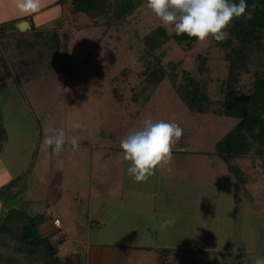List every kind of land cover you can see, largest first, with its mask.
Listing matches in <instances>:
<instances>
[{
  "label": "rangeland",
  "instance_id": "1",
  "mask_svg": "<svg viewBox=\"0 0 264 264\" xmlns=\"http://www.w3.org/2000/svg\"><path fill=\"white\" fill-rule=\"evenodd\" d=\"M54 1L45 17L40 16L41 30L69 35L71 76L66 71L26 81L8 79L5 64L9 67L12 43L27 39L24 34L30 29L8 25L0 29V120L7 131L0 150V214L10 203L22 207L25 215L39 213L53 242L58 240V230L51 224L56 215L69 230V239L57 243L58 254L80 256L86 246L80 244L78 252L74 241L89 228L86 239L95 241L94 226H89L95 214L103 222L115 216L112 208L118 201L131 202L134 208L141 197L147 211L112 217L108 227L121 232L124 226L133 229L131 220H138L142 245L149 241L157 260L164 248L173 250L176 264H237L239 260L253 264L257 256H264V159L253 151L261 147L229 161L246 177L236 200L234 174L214 152L216 141L238 121L217 112L228 72L224 50L211 38L197 40L191 48L169 38L153 55L146 52L142 37L163 24L145 1L123 18L95 23L83 13L75 15L71 4L61 12L60 3ZM163 26L168 33L173 31ZM154 56L167 68L175 65L177 82L184 70L202 82L213 110L189 109L168 77L148 88L145 65L147 59L154 62ZM200 60L208 70H197ZM257 64L250 63L248 71L241 73L237 91L250 90ZM146 119L175 122L183 129L172 145L170 161L145 179L148 188L155 186L154 196L124 191L139 190L143 184L127 174L120 141ZM53 129L64 131L62 151L43 146L44 138L55 134ZM72 137L78 141L76 147L68 142ZM158 168L165 174H154ZM46 169L48 174L42 176ZM174 171L179 172L174 175ZM71 206H77L80 213L70 211ZM46 208L52 212L46 213ZM152 209L164 213L160 221L146 217ZM204 250L211 256L217 252L223 260H211ZM222 252L234 254L228 257ZM242 253L245 258L239 257ZM158 264L163 263L159 260Z\"/></svg>",
  "mask_w": 264,
  "mask_h": 264
},
{
  "label": "trees",
  "instance_id": "2",
  "mask_svg": "<svg viewBox=\"0 0 264 264\" xmlns=\"http://www.w3.org/2000/svg\"><path fill=\"white\" fill-rule=\"evenodd\" d=\"M64 1L58 0L59 3ZM143 1L146 2L70 0V3L75 15L83 13L95 23L98 20L111 22L123 18ZM247 4V11L252 13L251 19H234L227 29L229 35L221 42L215 41L224 50L223 58L228 63L227 77L221 84L224 95L217 112L226 117L237 118L238 121L216 141L214 152L234 174L235 200L238 188L246 177L236 165L230 164V159L248 153L257 145L261 148L256 147L253 151L264 159V0H247ZM29 31L30 33L24 34L28 35L27 39H15L12 43L9 67L5 64L7 78L23 77L26 81L35 79L39 74L52 73L53 76H58L66 71L70 75L72 68L67 44L69 35L55 29L36 30L31 27ZM169 38L185 48H191L197 41L195 37L177 35L174 30L168 33L163 25H157L142 37L145 51L153 55L154 50ZM153 60L151 63L147 59L145 65V82L149 85L148 88L153 89L164 77H168L189 109L199 112L210 108L213 110L212 99L205 92L202 82L192 73L184 70L177 82L175 65L167 68L160 63L159 57L154 56ZM252 62L258 63V68H255L251 88L247 93L239 92L235 85L241 73L248 71V65ZM197 70H208L204 60L199 61ZM6 136L7 131L0 120V150ZM6 207L0 214V264H73L70 257L60 259L57 255V243L60 239L53 242L51 235L41 234L39 225L44 220L43 216L37 212L25 215L22 207L12 203Z\"/></svg>",
  "mask_w": 264,
  "mask_h": 264
},
{
  "label": "clouds",
  "instance_id": "3",
  "mask_svg": "<svg viewBox=\"0 0 264 264\" xmlns=\"http://www.w3.org/2000/svg\"><path fill=\"white\" fill-rule=\"evenodd\" d=\"M37 6V0H18L19 9L25 13L34 12ZM146 7L177 35L195 37L198 41L211 38L221 42L229 35L227 29L234 19H251L252 15L247 11V0H146ZM52 131L55 134L46 136L43 146L62 151L64 131ZM182 134V127L175 122L144 120L142 127L130 131L120 141L123 159L128 162L127 174L137 181L147 179L157 166L170 161L172 145ZM68 142L73 147L78 145L75 137ZM253 264H264V256H257Z\"/></svg>",
  "mask_w": 264,
  "mask_h": 264
},
{
  "label": "crops",
  "instance_id": "4",
  "mask_svg": "<svg viewBox=\"0 0 264 264\" xmlns=\"http://www.w3.org/2000/svg\"><path fill=\"white\" fill-rule=\"evenodd\" d=\"M55 3L56 2L54 0H49V1L48 0H37V5H38L37 9L34 12L25 13L19 9L18 0H0V29H4V27H6L9 24L14 25L20 20H26V19L30 20L28 23L29 25L28 27H26V29H30L31 27L35 29H40V30L44 29V28H41L42 21H41L40 16L45 17V15L47 14V11L51 9L52 7H54ZM68 4H71L70 0H65L64 3H60L61 12L63 8L66 9V6ZM160 172H162V170H159L158 168L154 174L157 175V173L159 174ZM178 172L179 171H174V175L177 174ZM181 172L182 171H180V173ZM162 173L165 174V171ZM166 173L171 174L170 171ZM40 174L42 176L47 175L48 174L47 169L46 171H43ZM162 178H163V175H162ZM153 182L155 183V178ZM153 182L152 184H154ZM140 183H142L143 186L141 185L139 190L138 189L136 190V188L132 187L130 188V190L128 189L124 190L125 193H135V194H138L139 196L154 194L153 190L155 186L151 185L153 187V190H151L150 186L148 188L146 180H143ZM124 188L125 187L123 186L122 189ZM152 191H153V194H151ZM137 201L140 204L136 205L134 208L130 206L131 202H129L126 205L118 201L117 204L119 207L115 205L112 208L115 213V216L110 215L109 217H106L105 219L103 218V222L101 221V218H100L101 215L99 216L98 214L97 215L95 214L94 221L92 220L93 222L89 224V226H92V225L94 226L93 234L95 237V241L90 243L86 239L87 233L90 232V228L87 229V231L81 232L79 234L80 236L78 237L79 238L78 241H74L78 252L81 251L79 248L80 244L86 246L84 253L82 255L72 256L73 252H70L69 254H58L57 252V255L60 257V259H64V257L66 256L70 257L71 260L73 261V264H158L159 260L162 261L163 264H176L177 256H174V253L172 252L173 250L171 251L168 248H164L165 250L164 254L162 256H159L160 259L157 260L158 254L156 255L153 254V247L149 245L150 242L146 241L147 244L142 245L143 239H142V236L140 235L141 231H138L140 230V228L138 227V220H135V219L131 220V222L133 223L132 226L134 227L133 229H128L126 226H124L121 232L117 231L116 230L117 228L114 230L108 227L110 225V222H112L113 220L112 217H116V218L120 216L131 217L132 214L139 216V211L145 212L148 210L149 207H147L144 204V201L143 199L141 200V197H137ZM46 209H47L46 213L49 214L52 212L50 208H46ZM70 211H72L73 213H75V211L77 213H80L77 206H76V209L72 208L71 206ZM189 213L191 214L190 211ZM162 214L164 213L160 214V212H156L155 209H152L151 213L147 214L146 217L148 219L160 221V219H162L163 217ZM54 218L58 219V224L53 223ZM51 220H52L51 224L53 225V227H55L58 230L57 231L58 239L62 240L63 242L66 239L68 240L69 230L67 228V224L65 220L63 221V219H60L56 215L53 216ZM159 225L160 224H158V226ZM39 228L43 230L42 232L40 231L41 233L46 231L47 233H44V235H49L46 222H42L39 225ZM189 233L191 234L190 231ZM57 236H55V238H57ZM82 238L84 239L83 241H82ZM195 250L197 251V249ZM199 250H202V249H199ZM204 252L211 260H217V259L223 260V256H220V254H217V252L213 256H211V252L209 253L206 250H204ZM221 254L227 255L228 257H233L234 253L222 252ZM227 256L225 260H227ZM239 257L245 258V255L242 253L241 255H239ZM239 257H238V260H239ZM227 262H224V263H227ZM212 264H216V263H212ZM237 264H241L240 260Z\"/></svg>",
  "mask_w": 264,
  "mask_h": 264
},
{
  "label": "water",
  "instance_id": "5",
  "mask_svg": "<svg viewBox=\"0 0 264 264\" xmlns=\"http://www.w3.org/2000/svg\"><path fill=\"white\" fill-rule=\"evenodd\" d=\"M29 19L26 20H20L19 22L15 23L14 25L9 24L8 26H14L16 29L24 30L26 27H28Z\"/></svg>",
  "mask_w": 264,
  "mask_h": 264
},
{
  "label": "built area",
  "instance_id": "6",
  "mask_svg": "<svg viewBox=\"0 0 264 264\" xmlns=\"http://www.w3.org/2000/svg\"><path fill=\"white\" fill-rule=\"evenodd\" d=\"M53 223H54V224H58V219H57V218H54V219H53Z\"/></svg>",
  "mask_w": 264,
  "mask_h": 264
}]
</instances>
